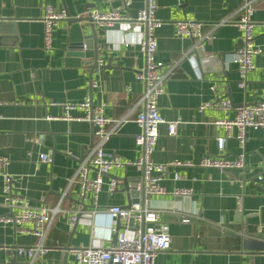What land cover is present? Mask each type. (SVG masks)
<instances>
[{
	"label": "crops",
	"instance_id": "obj_1",
	"mask_svg": "<svg viewBox=\"0 0 264 264\" xmlns=\"http://www.w3.org/2000/svg\"><path fill=\"white\" fill-rule=\"evenodd\" d=\"M123 1L0 0V157L10 161L5 172L14 180L13 195L26 198L34 208L59 205L61 211L44 240V245L53 249L35 264H72L73 258L66 252L69 247L112 246L114 220L104 210L131 203L128 192L141 177L132 166L114 169L103 177L96 205L91 195L80 201L79 186L71 180L97 138L91 122L60 119L63 104L81 103L86 98L94 106L104 104V115L112 120L123 117L140 101L144 87L136 74L144 67L139 47L144 26L120 23L101 29L89 17L94 10L116 9ZM128 1L123 13L135 17L145 0ZM47 5L67 15L53 30L49 50L44 47L42 23ZM240 6V0L157 1L155 17L162 26L155 32V59L164 68L174 65L158 108L164 121L179 124L173 137L167 135L166 124L159 126L152 155L155 163H198L204 157L231 159L241 153L234 139L227 140L220 153L216 138L224 134L213 125L215 120L231 119L236 107L264 101V0L256 4L253 15L254 41L262 53L253 58L254 69L247 74L243 89L237 86V67L226 66L222 60L239 43L235 23ZM184 20L202 24L203 34L209 36L202 41L203 53L206 57L220 56L221 74L212 72V66L210 70L202 67L196 50L190 52L193 42L177 37L174 24ZM222 21L226 22L216 26ZM92 27L97 32L96 56L94 51L77 46ZM94 59H101L104 66L93 69ZM221 100H228L231 109L199 110L205 103ZM71 114L84 116L79 110ZM135 116L133 113L131 120L119 125L116 134L102 144L105 154L125 161L139 158L135 136L140 129ZM47 117L57 120L47 121ZM243 152L245 169L241 171L172 168L162 177L160 184L166 194L153 196L149 205L164 212L162 219L169 225L171 241L169 249L157 255L155 264H264V250L252 248L255 242L264 243V129L247 130ZM48 153L50 163H41L40 155ZM173 173L181 179L173 181ZM94 175L90 171L89 177ZM257 176L262 177L260 183H256ZM112 179L118 182V189L110 194ZM2 184L0 176V215H7L11 211L3 203ZM175 189L190 190L191 195L173 196ZM83 204L89 207L85 211ZM17 211L12 209V213ZM75 212L80 216L71 228L69 218ZM182 218L189 222L183 223ZM30 229V224L19 228L0 225V264H27L26 257L12 253L37 243Z\"/></svg>",
	"mask_w": 264,
	"mask_h": 264
},
{
	"label": "built area",
	"instance_id": "obj_2",
	"mask_svg": "<svg viewBox=\"0 0 264 264\" xmlns=\"http://www.w3.org/2000/svg\"><path fill=\"white\" fill-rule=\"evenodd\" d=\"M158 0H145L144 6L135 17L123 13L130 2L124 0L122 5L108 12L97 10L89 14L91 22L97 28H112L120 23H138L144 26L145 36L139 44L140 52L144 57V67L136 74V78L143 84L144 90L140 101L128 109L123 117L112 120L104 115L105 105H92L89 98L81 103L63 104L64 115L60 118L64 121H89L93 124V136L97 138L94 149L84 157L76 170L71 182L76 181L79 186V200L85 201L91 195L94 205L101 192L103 177L114 169H124L135 167L141 173V177L135 185V190L141 193L139 202L130 204L129 207L113 206L104 211L114 220L111 227L112 234L117 233L116 242L107 249L95 247H69L66 252L73 258L72 264H155L157 255L169 249L171 236L169 225L163 221L164 212L152 209L149 199L153 196L166 194V190L160 184L162 177L172 168L199 167L203 169H215L220 172L226 170H244L245 154L243 152L246 142L247 130L264 129V101L252 104H244L235 108V114L231 119L215 120L213 125L223 132V136L216 138V146L222 153L225 142L234 139L238 142L241 153L234 158L227 159L221 156L204 157L198 163L191 161H172L166 164H158L152 160L157 140L159 137V126L166 124L167 135H176V127L179 121L166 122L161 117L158 108V99L164 92V85L170 77L174 65L167 66L155 59L157 51V41L155 32L162 26V22L155 17ZM260 0H240L239 19L235 27L240 33V39L233 52L223 56L226 66L235 65L237 67L239 81L237 86L243 89L246 84L247 74L254 69L253 58L262 53L255 44L253 35V15L255 6ZM65 11H56L50 6H45L43 23V41L45 49H51L52 33L60 21L66 20ZM226 21L218 23L222 25ZM177 37L190 39L192 43L191 51L201 49L202 41L209 36L202 32V24L197 21H177L174 24ZM188 54L185 53L186 57ZM97 67L104 66L101 59L96 61ZM219 108L225 111L231 109L232 105L228 100H221L216 103H205L199 108L203 111L208 108ZM83 111L82 118H75L72 112ZM136 114L134 122L138 125L140 132L135 136V144L140 149V156L135 161H125L117 156H109L102 149V144L111 136L116 134V128L129 122L130 116ZM47 121L57 120V118H46ZM50 153L42 154L39 161L44 164L50 163ZM8 157H0V176L2 177L3 203L10 209V214L0 215V225H11L21 227L30 224L29 233L37 239L34 246L18 247L15 249L20 256L26 257L27 264L35 262L43 257L53 248L44 245V240L48 234L54 217L61 213L59 205L49 209L46 207L34 208L30 206L26 198L13 195L14 180L5 169L9 165ZM90 171H94V177H89ZM181 177L173 173L172 180L178 181ZM256 183L262 181V177H256ZM118 189V182L112 179L108 184V192L113 194ZM173 196H189L191 191L187 189H175ZM65 193L61 195V200ZM60 200V202H61ZM238 209L241 208V197L237 198ZM18 208L16 213H12L13 208ZM80 212H75L69 218L70 227H74L78 221ZM183 223L189 222L182 218ZM117 223L122 229L116 232ZM262 227L258 232H262Z\"/></svg>",
	"mask_w": 264,
	"mask_h": 264
},
{
	"label": "water",
	"instance_id": "obj_3",
	"mask_svg": "<svg viewBox=\"0 0 264 264\" xmlns=\"http://www.w3.org/2000/svg\"><path fill=\"white\" fill-rule=\"evenodd\" d=\"M96 30L94 27L91 28V33L89 35H86L83 37V43H78V48L79 49H86V50H92L95 52V56H96V53H97V50H98V47L96 46ZM0 34H2L0 32ZM14 33H10V35H13ZM3 36L1 35V38ZM198 57H199V60H200V63L202 65V67H205L206 70H210L211 66H212V72L214 73H217V74H221L222 73V62H221V59H220V56H210V57H206L205 54L203 53V50L201 49H197L196 52ZM94 65H93V69H95L97 67V63H96V59H94ZM227 98H229L230 100V95H227ZM128 195H129V198H130V202L131 203H138L139 202V198L140 196L142 197L141 193H139L138 191H136L135 189H132L128 192ZM129 203L127 206L125 207H129L130 204ZM84 205V209L83 211H85L87 208H89L88 206H86L85 204ZM80 215H78V218H79ZM122 227L121 226H118L116 228V232H118L119 230H121ZM116 238H117V233L113 234L112 236V245L115 244L116 242ZM253 249L255 250H264V243H256L255 242V245L252 246ZM13 255H16V251H13L12 253ZM63 264H66V262H64ZM111 264V263H109Z\"/></svg>",
	"mask_w": 264,
	"mask_h": 264
}]
</instances>
